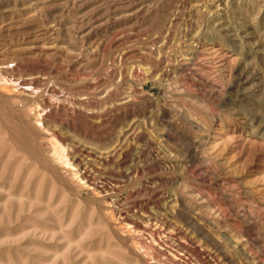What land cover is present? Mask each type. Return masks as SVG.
Here are the masks:
<instances>
[{
    "label": "rangeland",
    "instance_id": "obj_1",
    "mask_svg": "<svg viewBox=\"0 0 264 264\" xmlns=\"http://www.w3.org/2000/svg\"><path fill=\"white\" fill-rule=\"evenodd\" d=\"M180 236L264 264V0H0V264H176Z\"/></svg>",
    "mask_w": 264,
    "mask_h": 264
},
{
    "label": "bare ground",
    "instance_id": "obj_2",
    "mask_svg": "<svg viewBox=\"0 0 264 264\" xmlns=\"http://www.w3.org/2000/svg\"><path fill=\"white\" fill-rule=\"evenodd\" d=\"M43 118V116H42V114H39V116H38V119L40 120V119H42ZM57 155H58V153H57ZM106 155H109V152H106ZM132 171H133V168L132 167H129V169L125 172V176L126 177H128L131 173H132ZM115 200H117V199H115ZM155 215H157V214H155ZM158 216V215H157ZM157 218V217H156ZM155 219V218H154ZM158 219V218H157ZM157 219H155L156 221H157ZM163 219V218H162ZM162 219H159L158 221H161ZM155 221V222H156ZM160 223H163L162 225H161V228L163 229V231L164 232H167V231H165L164 230V228H165V226H164V222H160ZM159 223V224H160ZM157 225V224H156ZM150 226V225H149ZM152 226V225H151ZM155 226V225H154ZM148 225H142L140 222H131V233L132 234H138L140 231H142L143 230V232L142 233H144V231H146V230H148ZM158 227V226H157ZM156 227V228H157ZM164 227V228H163ZM153 228V227H152ZM151 228V229H152ZM159 228V227H158ZM150 231V230H149ZM159 231V230H158ZM152 232V234H151V236L152 237H155L154 236V234H155V231H154V228H153V230L152 231H150L149 233H151ZM146 233H148V232H146ZM161 233V232H160ZM159 233V234H160ZM140 235V234H139ZM149 235V234H148ZM165 235V234H164ZM167 235V234H166ZM170 235H172V234H170ZM161 236V235H160ZM179 236V235H178ZM162 237V236H161ZM143 238V237H142ZM170 238H171V236H170ZM141 239V238H140ZM157 239H158V236H157ZM155 240V242H154V244H153V246L154 247H156L157 249H159L161 252H162V254H164V255H166V254H169L171 257H174L175 259H177L176 260V264L178 263V264H183L181 261H179V257H178V254H180L179 253V251H181V250H186L187 249V246H186V241H184V239H182V236H180L179 237V239H177V241L176 242H178V245H177V247L176 248H174L173 249V247H171L170 245H168L167 243H166V241H165V244L164 243H162L161 242V240L163 241V238L161 239V240ZM166 239V238H165ZM146 239H144V241H145ZM174 240V239H173ZM176 240V239H175ZM148 241H151V239L149 238V240ZM152 242V241H151ZM170 242V241H169ZM174 242V241H173ZM173 242H172V244H173ZM153 243V242H152ZM170 244V243H169ZM175 245H176V243H175ZM181 255V254H180Z\"/></svg>",
    "mask_w": 264,
    "mask_h": 264
}]
</instances>
